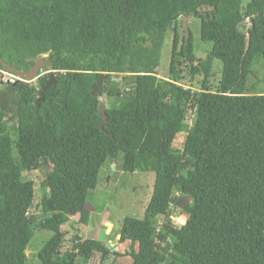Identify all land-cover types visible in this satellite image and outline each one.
I'll list each match as a JSON object with an SVG mask.
<instances>
[{"label": "trees", "instance_id": "obj_1", "mask_svg": "<svg viewBox=\"0 0 264 264\" xmlns=\"http://www.w3.org/2000/svg\"><path fill=\"white\" fill-rule=\"evenodd\" d=\"M260 1L0 0V57L29 70L48 54L45 68L55 71L49 86L48 73L0 79V264H28L36 230L52 233L35 253L39 264H75L94 253L102 261L112 254L110 264H264V93L248 85L264 59V6L252 13ZM185 16L201 20V39L212 43L206 57L194 53L191 29L186 39ZM173 28L169 78L141 82ZM214 59L222 62L215 91ZM187 70L203 76L201 90L179 83ZM121 74L131 75L127 92L115 80ZM189 110L193 122L174 151ZM108 161L128 173L155 172L144 216L122 221L119 243L129 250L80 233L61 249L64 224H89V191ZM24 164L40 171L36 205ZM171 206L185 224L170 218ZM159 215L167 220L157 230Z\"/></svg>", "mask_w": 264, "mask_h": 264}, {"label": "rangeland", "instance_id": "obj_2", "mask_svg": "<svg viewBox=\"0 0 264 264\" xmlns=\"http://www.w3.org/2000/svg\"><path fill=\"white\" fill-rule=\"evenodd\" d=\"M264 6V0L252 7L253 15H260ZM188 24L193 35L194 53L197 57L203 58L209 53L212 48L211 42H205L201 39V20L197 17H189ZM179 33L182 37L185 33L180 28ZM246 24L244 25L245 29ZM174 37V28L169 30L166 34V38L160 53L154 55L148 65L141 71V82L151 83L153 82L152 76L156 78H169V60L171 54V47ZM49 57L48 54L40 55L38 58ZM53 69L43 68L39 72V77L50 72ZM1 76L3 75L0 73ZM222 74V62L219 59H214L212 67V75L209 78V84L211 90L215 91L218 87ZM0 76V79H2ZM125 76L131 75H117L115 80L120 83V87L126 92L128 88L133 84L131 79L125 78ZM184 79L179 83L186 88H191L194 91L201 90L202 75H196L192 77L187 70L184 74ZM35 79L34 81H36ZM248 85L253 88L256 93H264V59L259 58L253 65V73L249 77ZM124 97L127 94L123 95ZM103 102L106 101V97H101ZM195 111L189 110L187 118L183 123L182 129L177 135L173 150L181 152L187 132L193 122ZM114 166V167H113ZM21 176L24 180H32L36 186V198L35 205L40 201L42 196V190L40 189V171L30 170L27 166H18ZM112 167L114 169H112ZM155 182V172L145 171L128 173L120 170L116 162L108 161L102 168L99 175V183L95 189L89 191L87 208L91 211V217L89 224L84 226L78 224V218L72 217L68 223L63 225V231L65 232V243L63 244V250L71 248L73 245L74 237L80 233L85 237H100V232H105V241L107 244L113 247V250H129V243H119L121 237L120 228L123 219L126 216H132L136 218H142L144 216L145 208L151 198L153 192V186ZM180 193L177 189L174 190V195L178 196ZM178 208L171 206V219L181 217L187 219L185 214L178 215ZM32 212L37 216H42V212L38 208H33ZM177 212V213H176ZM167 220L164 215H159L153 221L154 226L158 229L161 228L162 223ZM110 223V227L108 226ZM74 226L76 228H74ZM51 232L48 230H36L34 237L31 239L27 255L28 264H39L38 258L35 253L40 249L43 242L51 236ZM111 243V244H110ZM170 242L167 244L170 247ZM110 246V247H111ZM113 259L111 254L110 258L102 261L99 253H94L91 258L85 259L81 256L77 257L75 264H110Z\"/></svg>", "mask_w": 264, "mask_h": 264}, {"label": "water", "instance_id": "obj_3", "mask_svg": "<svg viewBox=\"0 0 264 264\" xmlns=\"http://www.w3.org/2000/svg\"><path fill=\"white\" fill-rule=\"evenodd\" d=\"M188 16L183 17V27L186 33V39H189L190 37V28H189V24H188ZM172 28V27H171ZM33 60L35 61V64L31 67V69L29 70H22L20 68H17L16 66H13L12 64L6 62L3 60L2 57H0V64L4 67L7 68L9 71L19 75L21 78L23 79H27L29 81H34L35 79H37L39 76V72L45 68H51L52 67V62L50 59H44V58H38V57H34ZM49 76H50V80L47 82V86H49L53 81H54V77H55V71L51 70L50 72H48ZM106 77L105 74L101 75V77L98 79L96 86L94 87L93 91H96L98 89V87L102 86L103 84V79ZM100 113L101 116L103 117V120L100 123V126L102 127L103 123H105L107 121V114L105 111V104L101 101L100 102ZM172 218H174L177 222H179L180 224H185L186 223V219L185 218H175L174 216H172ZM108 226L110 227V223H108ZM104 234L105 232L102 231ZM102 232H100V240L105 239V235L101 236V234H103ZM28 251V250H26Z\"/></svg>", "mask_w": 264, "mask_h": 264}, {"label": "built area", "instance_id": "obj_4", "mask_svg": "<svg viewBox=\"0 0 264 264\" xmlns=\"http://www.w3.org/2000/svg\"><path fill=\"white\" fill-rule=\"evenodd\" d=\"M0 73L3 74L2 76H1V74H0V76H1V78H2L1 80H2L3 82L14 83V82H16V81H18V80H24V81H27V79H23V78H21L19 75L15 74V73H13V72H11V71H9L8 69H7V70H3V69L0 68ZM28 81H29V80H28ZM178 215L180 216V215H182V214L178 212ZM114 247H115V246H114Z\"/></svg>", "mask_w": 264, "mask_h": 264}, {"label": "flooded vegetation", "instance_id": "obj_5", "mask_svg": "<svg viewBox=\"0 0 264 264\" xmlns=\"http://www.w3.org/2000/svg\"><path fill=\"white\" fill-rule=\"evenodd\" d=\"M44 59H49V57L45 56V58H44Z\"/></svg>", "mask_w": 264, "mask_h": 264}, {"label": "bare ground", "instance_id": "obj_6", "mask_svg": "<svg viewBox=\"0 0 264 264\" xmlns=\"http://www.w3.org/2000/svg\"><path fill=\"white\" fill-rule=\"evenodd\" d=\"M103 233V232H102ZM105 234L103 233V234H101V236H104Z\"/></svg>", "mask_w": 264, "mask_h": 264}, {"label": "crops", "instance_id": "obj_7", "mask_svg": "<svg viewBox=\"0 0 264 264\" xmlns=\"http://www.w3.org/2000/svg\"><path fill=\"white\" fill-rule=\"evenodd\" d=\"M113 167H114V166H113ZM113 167H112V169H114Z\"/></svg>", "mask_w": 264, "mask_h": 264}]
</instances>
